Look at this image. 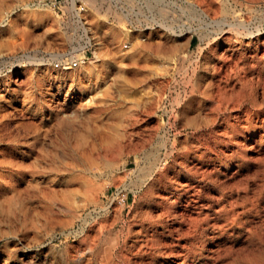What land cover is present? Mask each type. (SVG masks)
<instances>
[{
    "label": "rangeland",
    "instance_id": "obj_1",
    "mask_svg": "<svg viewBox=\"0 0 264 264\" xmlns=\"http://www.w3.org/2000/svg\"><path fill=\"white\" fill-rule=\"evenodd\" d=\"M0 264H264V0H0Z\"/></svg>",
    "mask_w": 264,
    "mask_h": 264
},
{
    "label": "built area",
    "instance_id": "obj_2",
    "mask_svg": "<svg viewBox=\"0 0 264 264\" xmlns=\"http://www.w3.org/2000/svg\"><path fill=\"white\" fill-rule=\"evenodd\" d=\"M77 65H78V63L76 61H73L71 63H67V67L71 68V69L77 67ZM55 67H59V64H55Z\"/></svg>",
    "mask_w": 264,
    "mask_h": 264
},
{
    "label": "bare ground",
    "instance_id": "obj_3",
    "mask_svg": "<svg viewBox=\"0 0 264 264\" xmlns=\"http://www.w3.org/2000/svg\"><path fill=\"white\" fill-rule=\"evenodd\" d=\"M246 36V35H245ZM258 43V42H257ZM98 58V56H97V53L94 51V59H97ZM94 61H90V63H93ZM191 193V192H190ZM179 195V194H178ZM191 197V196H190ZM181 198V197H180ZM189 203V202H188ZM187 206V205H186ZM182 212V211H181ZM201 222V221H200ZM187 229V228H186ZM195 230V229H194ZM193 232H195V231H193ZM194 234V233H193ZM192 234V235H193ZM173 235V234H172ZM180 242V241H179ZM173 244V243H172ZM161 248V247H160ZM165 248V247H164ZM184 248V247H183ZM172 249V248H171ZM174 251V250H173ZM176 253V252H175ZM160 257V256H159ZM161 258V257H160ZM190 263V262H189Z\"/></svg>",
    "mask_w": 264,
    "mask_h": 264
}]
</instances>
